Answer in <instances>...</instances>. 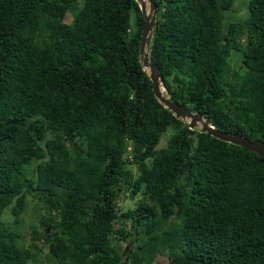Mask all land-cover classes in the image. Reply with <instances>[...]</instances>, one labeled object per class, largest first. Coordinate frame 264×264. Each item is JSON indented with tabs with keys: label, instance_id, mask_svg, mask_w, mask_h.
Wrapping results in <instances>:
<instances>
[{
	"label": "trees",
	"instance_id": "16d2710c",
	"mask_svg": "<svg viewBox=\"0 0 264 264\" xmlns=\"http://www.w3.org/2000/svg\"><path fill=\"white\" fill-rule=\"evenodd\" d=\"M150 1L163 93L264 143V0ZM143 26L136 0H0V264H264V158L159 103Z\"/></svg>",
	"mask_w": 264,
	"mask_h": 264
},
{
	"label": "water",
	"instance_id": "95a60500",
	"mask_svg": "<svg viewBox=\"0 0 264 264\" xmlns=\"http://www.w3.org/2000/svg\"><path fill=\"white\" fill-rule=\"evenodd\" d=\"M144 17V26L141 31V39L139 46L140 63L147 72L152 83V90L155 98L168 111H170L177 119L186 122L190 129H198L202 133H206L218 140L227 142L233 145L240 146L244 149L256 153L259 157L264 158V143L260 141H251L238 134H229L221 132L210 125L209 119L205 114L194 113L185 107H182L172 102L164 93L159 77V68L156 64L149 61L150 43L156 22V6L155 3L148 0L149 10L146 11V3L143 0H136ZM200 125V127H199ZM199 127V128H198ZM128 248H126V251ZM124 255V254H123Z\"/></svg>",
	"mask_w": 264,
	"mask_h": 264
},
{
	"label": "rangeland",
	"instance_id": "374dc122",
	"mask_svg": "<svg viewBox=\"0 0 264 264\" xmlns=\"http://www.w3.org/2000/svg\"><path fill=\"white\" fill-rule=\"evenodd\" d=\"M143 1H145V3H146V11L148 13V10H149L148 0H143ZM248 2H249V0H236L234 7L232 8V11H230V13H228L227 15L231 16V17L235 16V17H239V18L244 17V15L246 13H245V9L243 7L245 6V4L248 5ZM242 5H244V6H242ZM70 19H71V15H70V13L67 12L66 16H65V21L69 22ZM232 60H233V65H237L239 58L235 56ZM199 127H200V125H199ZM170 134L171 133L169 132L161 138V141L159 143L160 147L165 145ZM131 170H132L133 175L136 176L137 170L134 167L131 168ZM118 201H119V206L123 210H127V209H132L135 206L137 198L130 199L129 193L125 192V193H122L120 195ZM8 213H9L8 210H5L3 212V216H2L3 220L7 221L6 218H9L10 221L9 220L8 221L13 222L14 219L12 220L11 216L8 215ZM40 213H41V211H40V208L37 205L36 201H32L29 203L26 211L21 216L18 217V219L21 221V223L19 225H14V230L21 233V235H22L21 244L23 246H27L29 244V233L28 232H29L30 226L39 227V215H40ZM8 221H7V223H8ZM118 246L121 249H123L124 247H126V244L119 242ZM43 251H44L43 253H45L46 250H43ZM158 263L159 264H168V261L165 257H163V258L161 257V258H159ZM38 264H40V263H38Z\"/></svg>",
	"mask_w": 264,
	"mask_h": 264
}]
</instances>
